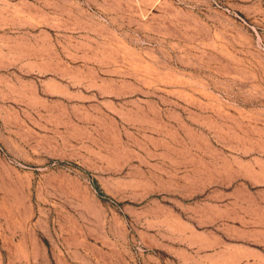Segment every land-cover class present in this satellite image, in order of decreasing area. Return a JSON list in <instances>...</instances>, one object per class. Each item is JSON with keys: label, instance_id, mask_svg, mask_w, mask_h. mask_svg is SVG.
<instances>
[{"label": "rangeland", "instance_id": "374dc122", "mask_svg": "<svg viewBox=\"0 0 264 264\" xmlns=\"http://www.w3.org/2000/svg\"><path fill=\"white\" fill-rule=\"evenodd\" d=\"M0 264H264V0H0Z\"/></svg>", "mask_w": 264, "mask_h": 264}]
</instances>
